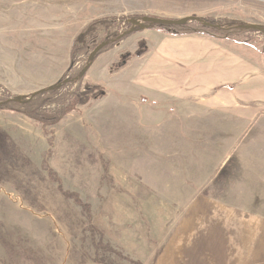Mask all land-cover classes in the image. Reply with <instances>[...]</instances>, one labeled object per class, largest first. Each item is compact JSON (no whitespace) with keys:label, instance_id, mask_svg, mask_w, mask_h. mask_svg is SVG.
Wrapping results in <instances>:
<instances>
[{"label":"rangeland","instance_id":"1","mask_svg":"<svg viewBox=\"0 0 264 264\" xmlns=\"http://www.w3.org/2000/svg\"><path fill=\"white\" fill-rule=\"evenodd\" d=\"M189 15L262 27L264 0H0V264H264V113L232 129L141 88L169 36L264 68L259 29L137 19Z\"/></svg>","mask_w":264,"mask_h":264},{"label":"crops","instance_id":"2","mask_svg":"<svg viewBox=\"0 0 264 264\" xmlns=\"http://www.w3.org/2000/svg\"><path fill=\"white\" fill-rule=\"evenodd\" d=\"M5 20L0 16V33L15 32ZM11 22L6 21L9 28ZM152 53L141 88L147 95L168 98L180 113H200L212 123L231 115L232 129L238 130L251 128L264 113L259 59L211 36L191 34L160 38Z\"/></svg>","mask_w":264,"mask_h":264},{"label":"trees","instance_id":"3","mask_svg":"<svg viewBox=\"0 0 264 264\" xmlns=\"http://www.w3.org/2000/svg\"><path fill=\"white\" fill-rule=\"evenodd\" d=\"M142 17L143 16H141V17H138L137 19H142ZM204 20H207V21H209V22H212V23H215V24H219L218 22H215V21H213V20H209V19H205L204 18ZM201 25V24H200ZM219 25H221L220 27H207V26H203V25H201L203 28H205V30L207 29L208 30V32L209 33H207V34H210V35H215V34H217L216 36H218V37H226L228 34H230V32L231 31H233V30H238V29H241V30H245L246 28H245V26H244V24H240V23H238V24H234V22H232V23H230V24H219ZM145 26L146 27H150V26H153V24H149V23H145ZM188 25H184V26H182V27H187ZM203 28L202 29H194V28H190L189 30V32H203ZM135 30V28L133 29V31ZM211 30H213L214 32H212ZM211 32V33H210ZM261 32L264 34V26H262V30H261ZM206 33V32H205ZM71 80H69L68 78H64V79H62V80H59L57 83H55L54 85H52V86H49V87H46V88H43V89H40V90H37V91H35V92H33L32 94H31V99L30 100H32V99H35L36 97H40L41 95H43V94H45V93H54V92H56L57 90H59L60 88H62L63 86H64V84L65 83H68V82H70ZM30 100L29 99H27V100H25V101H23L22 102V106L23 105H27V103H29L30 102ZM6 103V101H3V102H0V106L1 105H3V104H5ZM53 114H55V113H53ZM52 114V115H53ZM27 115H30L31 117H33V115L32 114H29L28 112H27ZM46 119V117H41V121H44ZM55 119V118H54Z\"/></svg>","mask_w":264,"mask_h":264},{"label":"water","instance_id":"4","mask_svg":"<svg viewBox=\"0 0 264 264\" xmlns=\"http://www.w3.org/2000/svg\"><path fill=\"white\" fill-rule=\"evenodd\" d=\"M138 20H140V19H138ZM140 21H142L144 23L157 25L160 27L161 26H184L190 22H198V23L202 24L203 26H207V27H214V26L220 27L221 26L219 24H215V23L209 22L207 20H204V18L196 16V15L184 16V17L177 18V19L163 18V17H156V16H143ZM140 21H138V23ZM244 26H245V28H256V29L262 30V27L260 25H257V24H245ZM105 44H106V42L101 43L97 47H95V49L90 53L89 59L96 53V51L98 49L102 48ZM88 67H89V64L86 65V69ZM17 100L21 101V98H18Z\"/></svg>","mask_w":264,"mask_h":264}]
</instances>
